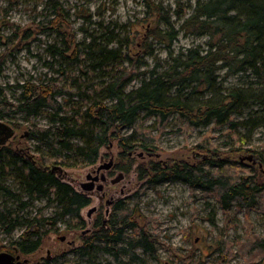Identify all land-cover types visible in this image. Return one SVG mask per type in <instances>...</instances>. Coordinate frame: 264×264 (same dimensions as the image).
<instances>
[{"label": "trees", "instance_id": "16d2710c", "mask_svg": "<svg viewBox=\"0 0 264 264\" xmlns=\"http://www.w3.org/2000/svg\"><path fill=\"white\" fill-rule=\"evenodd\" d=\"M46 7L50 11V19L46 18L48 28L64 36L59 29L65 26L66 14L59 1L48 0ZM157 12L158 20L144 27L141 36L124 38L126 53L112 46L122 43L119 36L103 29L91 36L81 50L67 45L52 47V56L64 61L59 62V76L41 84L26 81L19 85L15 103L9 102L0 89V120L18 113L36 117L50 110L47 127L28 126L29 136L47 148L46 154L34 159L11 148H0V178L13 181L19 191L17 194L0 183V200L18 204L10 208L6 202H0V233L10 234L20 226L25 227L12 242L13 250L19 255L34 253L42 240L54 232L59 221L65 217L79 220L81 210L90 204V198L55 176L57 167L72 169L94 165L100 148L112 139L118 140L123 155L137 149L153 155L155 138L140 124L153 120L161 126L173 121L180 129L209 127L211 131L228 127L227 132L240 144H245L249 138L239 134V127L247 130V135L256 128L264 129V0H198L190 14L178 16L181 23L176 31L174 28L161 30L159 8ZM179 33L206 38L204 47L170 54L162 72L152 71L137 87L129 89L131 81L137 77L131 67L138 62V59L133 60L137 53L130 50V46L151 57L153 45L170 49ZM66 63H73L80 77H66L61 70ZM95 74L98 83L90 79ZM230 77L238 79L237 85L223 89L222 84ZM102 78L108 80L102 81ZM69 89H77L73 95L79 102L70 115L58 100L60 96L71 95ZM253 106L257 108L250 111ZM246 110L249 112L245 118L235 120L237 116L243 117ZM126 129H131L130 133L123 134ZM206 139L193 148L196 159H200L198 162H174L165 167L154 164L150 172L155 176L149 183L173 179L187 184L191 190L214 194L224 214H228L231 207L256 208L264 193L263 176L234 173L237 163L220 158L218 150ZM241 150L253 151L239 146L231 148L230 153ZM260 158L264 165V154H260ZM129 170L130 167L124 169ZM36 197L56 203L59 209L53 217L25 219L21 215L29 201ZM117 209L121 213L118 217L111 218L106 228L97 225L98 230L84 240V245L77 250L78 264H93L91 253L94 250L116 256V252L131 253L134 248H141L151 259H156L157 239L142 228L138 229V237L128 243L129 247H117L124 240L127 227H138L133 219L135 209L125 210L120 204ZM246 243L239 246L240 250L247 247L251 257L256 252L253 257L259 256V260L264 261V238L251 236ZM217 246L220 254L229 247L227 242L220 241ZM172 255L174 260L182 259L180 255ZM131 258L140 261L133 253ZM226 259L224 256L225 262Z\"/></svg>", "mask_w": 264, "mask_h": 264}, {"label": "rangeland", "instance_id": "374dc122", "mask_svg": "<svg viewBox=\"0 0 264 264\" xmlns=\"http://www.w3.org/2000/svg\"><path fill=\"white\" fill-rule=\"evenodd\" d=\"M58 1L66 14L65 26L59 29L64 36L48 28L46 21V18L50 19V11L46 7L48 0H0V89L11 103L17 101L18 87L24 82L41 84L50 77L59 76V62L64 61L52 56V47L64 48L67 45L72 49L77 47L81 50L82 45L87 44L91 36H96L103 29H107L114 36H119L122 41L121 44L112 46L120 47L123 53H126L128 49L123 43L124 38L136 39L137 36H141L145 32L144 27L158 20V8L161 18L160 29L174 28L176 31L181 23L178 16L190 14L198 0ZM205 42L206 38L179 33L170 49L162 45H153L154 53L151 57L143 55L138 52L137 47L131 45L130 50L137 53L132 58L134 61L138 59V62L131 67L135 69L137 77L131 81L128 88L137 87L152 71L162 72L169 63L170 54L177 55L192 47H204ZM61 70L69 79L80 77L73 63L64 64ZM223 73L220 75L223 76ZM90 79L98 83L96 74L91 75ZM107 80L102 78V81ZM237 83L236 77H230L222 84L223 89ZM76 91L77 89H69L71 95L66 94L58 98L68 115L79 105L78 99L73 95ZM256 108L257 106H253L250 111ZM48 112L50 110L36 117L25 116L23 113L11 114L0 120L14 130V135L0 148H11L34 159L46 154L47 148L29 136L28 126L35 124L42 128L47 127ZM248 112L249 110H246L243 117L237 116L235 120H242ZM140 125L155 138V149L151 150L153 155L148 156V153L141 149L130 155H123L118 140L112 139L109 144L100 148L94 165L72 169L57 167L58 169L54 171L55 176L76 192L90 198V204L81 210L79 220L71 221L69 217H65L59 221L54 232L42 240L34 253L20 254V260L25 261L22 264H78L77 250L84 245V240L98 230L97 225L102 224V227L106 228L111 218L121 214L117 209L118 204L125 210L135 209L133 219L138 227L136 229L127 227L124 231L125 238L117 247H129L128 243L138 237V229L142 228L157 239L154 244L156 259H151L141 248H134L131 251L140 261L132 260L130 252H116L113 249L116 252L115 256L102 250H94L91 253L93 264H264L263 260H259V256L253 257L256 252L252 253L251 257L247 247L244 250H240L239 247L251 236L264 238V193L256 208L240 210L231 207L229 213L224 214L214 194L191 190L187 184L173 179L149 183L150 178L155 176L150 172L154 164L159 163L165 167L174 162H198L200 159H196L193 148L205 138L218 150L220 158L237 163L234 173L245 176L249 174L255 176L258 173L263 176L264 181V165L260 160V154H264V129L256 128L247 135V130L239 127V134L249 138L245 144H240L227 132L228 127L212 131L209 127L180 129L173 121L160 126L153 120ZM130 130H124L123 134L130 133ZM239 146L257 153L246 150L230 153L231 148ZM248 156H252V160L245 159ZM240 158L243 160L240 161ZM109 162H112V168L97 173L98 167ZM128 167L130 170L125 172L124 169ZM119 173H123V179L112 184L111 180ZM101 174L106 181L95 182V185L101 184L102 191L94 189L86 192L81 189L80 185L87 181V175L94 177ZM0 183L19 193L13 181L2 177ZM22 198L24 201L27 200L24 195ZM0 202H6L10 208L18 205L3 198ZM107 202L110 204L107 205ZM58 209L56 203H49L44 198L36 197L29 201L21 215L25 219L53 217ZM24 231L25 227L20 226L10 234L0 233V253L14 254L12 242ZM61 238L64 239L60 240ZM218 241L227 242L229 246L223 254L218 250ZM172 253L180 255L182 259L174 260ZM224 256L228 258L226 262Z\"/></svg>", "mask_w": 264, "mask_h": 264}, {"label": "water", "instance_id": "95a60500", "mask_svg": "<svg viewBox=\"0 0 264 264\" xmlns=\"http://www.w3.org/2000/svg\"><path fill=\"white\" fill-rule=\"evenodd\" d=\"M14 135V130L9 128L8 126L4 125L0 122V146L4 145L7 140ZM142 154H139L141 156ZM150 156V154H148ZM245 159L252 160V156H248ZM243 160V158H240V161ZM112 166V162H109L108 164H105L103 166H100L97 168V173H99L101 170H108ZM124 175L123 173H119L116 178L111 180L112 184H116L120 182L123 179ZM86 182L81 184V189L86 192H90L94 189L97 191H102L103 187L101 184L95 185V182L101 181L105 182V177L101 174L100 176H94L87 175ZM110 202H107V205H109ZM94 209L91 210L93 212ZM64 238H61L60 240H63ZM25 261L20 260V255L17 253V251H14V254L12 253H0V264H22Z\"/></svg>", "mask_w": 264, "mask_h": 264}, {"label": "flooded vegetation", "instance_id": "af4514ba", "mask_svg": "<svg viewBox=\"0 0 264 264\" xmlns=\"http://www.w3.org/2000/svg\"><path fill=\"white\" fill-rule=\"evenodd\" d=\"M112 166H113V164H112ZM112 166L110 167V168H112ZM109 170V169H108ZM97 176V175H96Z\"/></svg>", "mask_w": 264, "mask_h": 264}]
</instances>
